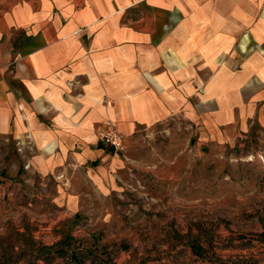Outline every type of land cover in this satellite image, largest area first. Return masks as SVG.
Returning a JSON list of instances; mask_svg holds the SVG:
<instances>
[{
	"label": "crops",
	"instance_id": "obj_1",
	"mask_svg": "<svg viewBox=\"0 0 264 264\" xmlns=\"http://www.w3.org/2000/svg\"><path fill=\"white\" fill-rule=\"evenodd\" d=\"M135 7L146 12L125 23ZM263 18L264 0L7 2L0 7V134L16 140L41 176L78 175L100 193L121 165L97 138L104 126L129 134L191 113L210 139L233 145L253 124L264 130V55L228 73L216 56L226 47L222 35L250 27L258 36ZM206 60L212 73L204 85Z\"/></svg>",
	"mask_w": 264,
	"mask_h": 264
},
{
	"label": "rangeland",
	"instance_id": "obj_2",
	"mask_svg": "<svg viewBox=\"0 0 264 264\" xmlns=\"http://www.w3.org/2000/svg\"><path fill=\"white\" fill-rule=\"evenodd\" d=\"M261 25L258 36L222 35L219 65L264 55ZM198 117L174 112L124 133L104 193L78 175L41 176L0 134V264H264V130L253 124L228 145Z\"/></svg>",
	"mask_w": 264,
	"mask_h": 264
},
{
	"label": "built area",
	"instance_id": "obj_3",
	"mask_svg": "<svg viewBox=\"0 0 264 264\" xmlns=\"http://www.w3.org/2000/svg\"><path fill=\"white\" fill-rule=\"evenodd\" d=\"M97 138L115 149H121L123 147L124 134L112 125H107L99 129L97 131Z\"/></svg>",
	"mask_w": 264,
	"mask_h": 264
}]
</instances>
